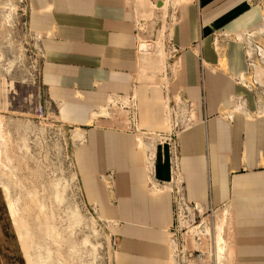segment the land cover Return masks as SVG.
I'll return each mask as SVG.
<instances>
[{"label":"crops","instance_id":"1","mask_svg":"<svg viewBox=\"0 0 264 264\" xmlns=\"http://www.w3.org/2000/svg\"><path fill=\"white\" fill-rule=\"evenodd\" d=\"M29 2V26L40 36L41 84L58 121L80 132L78 190L109 225L115 263L168 264L174 202L169 190L148 192L137 142L142 134L170 132L167 98L189 102L194 116L172 137L174 151L162 142L151 150L153 180L168 184L175 155L186 202L204 211L230 208L233 264H264V111L258 94L240 83L248 70L241 37L257 19L250 0H173L175 8L170 0L172 72L153 84L140 78L135 20L147 17L148 3L161 2L164 12L166 0ZM130 99L135 110H125L124 120L110 106ZM109 174L110 190L103 178Z\"/></svg>","mask_w":264,"mask_h":264},{"label":"rangeland","instance_id":"2","mask_svg":"<svg viewBox=\"0 0 264 264\" xmlns=\"http://www.w3.org/2000/svg\"><path fill=\"white\" fill-rule=\"evenodd\" d=\"M166 2L163 14L148 3L147 17L135 20L140 78L145 83L153 84L158 78L167 82L171 76L175 54H170L172 47L167 38L173 18L165 15L171 6L170 0ZM172 4L177 6L173 0ZM249 10L256 14V23L241 40L260 82L258 96L264 104V0H250ZM30 11L29 0H0V264H116L109 225L95 217L78 190L74 152L80 132L58 121L56 109L48 103L42 87L40 36L31 31ZM168 102L173 108L180 100L172 103L165 99L170 129ZM110 107L119 110L124 120L128 116L125 110L131 114L135 110L133 101L125 107L112 102ZM98 115L105 116L106 112L102 110ZM162 134L147 133L138 138V146L145 151V166L153 155L151 150L160 144L156 136ZM146 136L155 140L145 141ZM103 178L110 190L112 175ZM146 187L154 195L159 193ZM225 212L231 215L227 205L217 208L207 220L195 213L197 228L187 235L180 231L183 238L194 237L185 245L192 251V264H230L233 226L229 230L231 238L228 218L224 229L218 219ZM180 235L176 234V241L170 243L168 264H177L174 250L180 245ZM213 236L218 245L217 257ZM196 237L201 240L200 246ZM222 243H226L227 250L220 257Z\"/></svg>","mask_w":264,"mask_h":264},{"label":"built area","instance_id":"3","mask_svg":"<svg viewBox=\"0 0 264 264\" xmlns=\"http://www.w3.org/2000/svg\"><path fill=\"white\" fill-rule=\"evenodd\" d=\"M170 54H174V51L171 50L169 51ZM245 54H246V59H247V66H248V70L246 72V74L244 75L243 78L240 79V83L242 84V86L248 90H251L252 92H256L257 94H260L261 92V85L260 82L253 70V65L250 61V57L248 54V51H246L245 49ZM130 101H132V99H130ZM177 103V102H175ZM239 103V102H238ZM133 105V104H132ZM168 106L170 108V103L168 102ZM173 108L171 110V124H170V132L168 134H162L160 136H156L157 138H159L160 142H162L163 144H168L171 145L172 150L174 151L175 149V140L174 137L175 134L177 132H181V130L183 128H185L186 126H188L192 121H193V108L192 105L185 101V102H181L176 106L173 104ZM262 110L264 111V104L262 107ZM183 125V126H182ZM148 159V158H147ZM171 179L168 182L167 185L162 184V183H158L156 181L153 180L154 178V174H153V166L155 165L154 162V155H152L151 158L148 159V166H147V172H148V178H147V186L149 188L150 191L155 192L156 191H164V190H169L171 195H172V199L174 202V206H175V224L174 226L171 228L170 232H169V242L171 244H174V242L176 241V234L180 235V231L184 232V235L189 234L192 229H196L197 226H195L196 224V220H195V213L198 216H206V220L208 218L212 219L213 213L214 211H216V209H210L209 211H204L202 209H200L196 204H190L188 202L185 201L184 197H183V193L181 191V182L179 181V177H178V170H177V166H176V156L172 155L171 156ZM158 193V192H156ZM211 229H213V225L210 224ZM205 228L203 230V232H206ZM215 229V228H214ZM191 230V231H190ZM199 235L201 236V233L199 232ZM192 238L194 240V237H185L183 238L182 235H180V245H176L175 246V254H176V263L177 264H192V251H189L185 248V245L187 244L188 239ZM214 238V253L215 256L217 257V248L218 245L216 244V239L215 236H213ZM190 241V240H189ZM198 241V246H200L201 244V240L199 237H196V242ZM192 242V241H191ZM196 242H192V245L195 246ZM221 252H220V257L224 256V253L227 250L226 247V243H222L221 244ZM215 257V260L217 262V259Z\"/></svg>","mask_w":264,"mask_h":264},{"label":"bare ground","instance_id":"4","mask_svg":"<svg viewBox=\"0 0 264 264\" xmlns=\"http://www.w3.org/2000/svg\"><path fill=\"white\" fill-rule=\"evenodd\" d=\"M226 218H228V220H229V227H228V233H229V236L228 237H231L232 238V232L231 231H229L230 230V225H232V223H231V215H229V213L227 214V212H225V213H220L219 214V225H220V227L222 228L223 227V229H224V225H225V220H226ZM15 219V218H14ZM15 222H16V219L14 220ZM222 230H220V232H221ZM225 231V230H224ZM227 233V234H228ZM230 239V238H229ZM231 240V239H230ZM233 240V239H232ZM219 242V241H218ZM234 252V249H233V243H231V248H230V250H229V254H228V258H230V264H233V253Z\"/></svg>","mask_w":264,"mask_h":264},{"label":"water","instance_id":"5","mask_svg":"<svg viewBox=\"0 0 264 264\" xmlns=\"http://www.w3.org/2000/svg\"><path fill=\"white\" fill-rule=\"evenodd\" d=\"M157 8H161L162 7V3L159 2L157 5H156Z\"/></svg>","mask_w":264,"mask_h":264}]
</instances>
